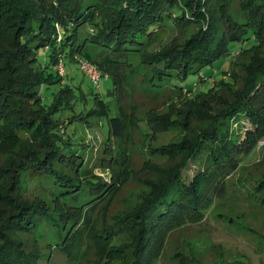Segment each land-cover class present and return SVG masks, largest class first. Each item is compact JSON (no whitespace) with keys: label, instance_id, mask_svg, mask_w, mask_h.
Masks as SVG:
<instances>
[{"label":"trees","instance_id":"1","mask_svg":"<svg viewBox=\"0 0 264 264\" xmlns=\"http://www.w3.org/2000/svg\"><path fill=\"white\" fill-rule=\"evenodd\" d=\"M38 1L45 2L47 9L33 8L31 0L28 6L27 0H0V34L7 43L0 47V201L10 205L5 214L0 211V264H43L35 260L34 252L19 236L42 234V223L46 221L48 225L52 215L44 200L23 194L35 172L43 174L50 188V182L55 184L53 193H66L76 206L89 202L79 213L74 212L77 219L84 215V220H90L86 207H102L111 189L106 179L98 176L83 180V172L73 166L80 151L63 137L57 122H52L62 108L86 104L84 99H75L73 87L64 85L65 75L59 72L64 53L71 57L79 53L94 61L103 75L111 74L115 95L123 79L120 67H126L127 54L134 53L129 50L155 46L160 27L173 13L186 28L190 19L200 23L187 42L173 45L175 49H155L143 55L146 59L141 62L151 66V75L159 82L186 79L228 55L231 42L241 44L235 51L244 58L254 50L251 60L238 62L240 69L230 73V78L236 77L242 86L233 87L231 82L217 79L209 90L199 91L203 93L197 95L196 101L186 105L183 119L150 114V120L158 124L154 126L162 130L169 129L173 121L180 125V138L165 152L170 160L177 156L182 159L176 165H158L161 172L151 181L154 189L137 210L126 213L127 219L125 214V220L117 221L127 238L117 248L127 264H153L168 233L184 223L201 220L213 197L224 190L228 174L236 169L243 153L264 138V55L258 50L259 42L264 40V0ZM235 5L246 12L245 18L234 17L231 8ZM82 22L90 23L93 30L83 34L82 26L75 28ZM247 40H251V46L245 45ZM41 49L47 53L45 62L40 59ZM57 81H61L62 89L55 103L47 105L41 88ZM93 94V106L98 104L102 117L109 121V104L99 92ZM35 98L42 107L46 106L44 113L39 109L42 120L33 105ZM241 117L251 122L243 132L233 126ZM194 161L199 165L195 174L187 178L184 170ZM254 182L255 190L264 189V177ZM59 215L65 216L64 211ZM55 220L60 232L63 219ZM112 230L113 227L109 232ZM95 234L104 232L96 230ZM74 239L69 237L62 247L68 248Z\"/></svg>","mask_w":264,"mask_h":264},{"label":"rangeland","instance_id":"2","mask_svg":"<svg viewBox=\"0 0 264 264\" xmlns=\"http://www.w3.org/2000/svg\"><path fill=\"white\" fill-rule=\"evenodd\" d=\"M29 4L27 0L26 6ZM31 4L37 10L47 9L45 2L39 4L38 0H31ZM231 11L238 19L247 15L238 5L233 6ZM174 15L166 17L155 46L146 47L145 50L143 46L129 50L134 53L127 54V66L120 67L123 79L116 85L115 95V82L111 74L102 75L100 85L97 86L78 66L80 59L86 57L79 53H75L74 57L64 53V85L73 87L75 99H84L86 104L62 108L54 115L56 120L52 122H57L63 137L71 140V145L80 151V155H75L76 163L73 166L83 172V180L98 176L106 179V185L111 189L105 194L102 207H86L89 208L87 213L89 212L90 220H84V215L77 219L74 212L79 213L89 202L76 206L75 200L65 196L66 193H53L55 184L50 182V188L41 176L43 174L35 172L33 179L23 189V194L30 199L44 200L47 208L52 211V215L48 217V225L46 221L42 223V234L19 235L27 243V249L34 252L35 260H40L43 264H127L117 248V245L127 239L117 221L125 220L127 212L137 210L139 204L154 189L151 181L161 172L158 165H176L182 159L177 156L170 160L165 152L166 147L180 138V125L173 121L169 129L162 130L154 126L150 114L163 115L165 119H183L182 113L186 110V105L196 101L197 95L203 93L199 91L212 87L217 79L223 78L231 82L233 87L243 85L236 77L230 78V73L240 69L238 62L251 60L254 50L244 58L240 52L235 51L241 46L237 42L230 43L232 50L228 55L203 66L186 79L171 82L167 78L159 82L157 77L151 75V66L141 62L146 59L143 58L145 53L155 49H175L173 45L187 42L198 29L200 21L195 23L190 19V26L186 28L176 21L178 17ZM186 15H189L187 11ZM82 23H76L75 28L82 26L83 34L93 30L90 23ZM59 26L61 27L60 24ZM247 41L245 45H249L251 40ZM259 43L258 50L264 55V40ZM6 44L0 34V47ZM40 51V59L45 62L47 53L44 49ZM0 65H3L1 60ZM164 74L168 77L167 73ZM189 87L193 89L189 90ZM61 89V81L43 85V101L47 105H53ZM93 91L99 92L101 99L109 104V121L102 117L98 104L93 106L96 102ZM33 105L36 110L42 109V113L43 110L46 111V106L42 107L38 98L33 100ZM40 112L41 110L38 114L42 120ZM241 118L233 126L243 132L251 127V122L247 117ZM196 164L199 165V162H192L184 170L187 178L195 174ZM262 177L264 146L257 143L247 154L243 153L236 169L228 174L224 190L213 197L210 208L201 220L184 223L168 233L162 252L153 264H264V189L260 192L255 190L254 182ZM9 207L8 203L0 201L2 214ZM62 211L67 218L59 215ZM127 217L126 214V219ZM55 219H63L61 222L64 227L60 232ZM111 227L114 230L109 232ZM96 230H101L104 234L96 235ZM64 233L66 235L62 239ZM69 237H75L74 241L68 248L62 247ZM109 238L110 242L105 245L103 242Z\"/></svg>","mask_w":264,"mask_h":264},{"label":"built area","instance_id":"3","mask_svg":"<svg viewBox=\"0 0 264 264\" xmlns=\"http://www.w3.org/2000/svg\"><path fill=\"white\" fill-rule=\"evenodd\" d=\"M79 67L85 72V74L89 77V79L95 85H97V86L100 85V80H101V77L103 74H102L100 68L95 63H93L92 61H90L88 59H82V60L80 59ZM59 72L61 75L66 74L63 57L60 58ZM258 143L260 146H263L264 145V138L260 139Z\"/></svg>","mask_w":264,"mask_h":264}]
</instances>
